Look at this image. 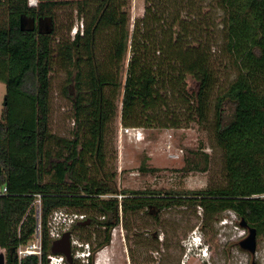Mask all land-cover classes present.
<instances>
[{"label":"trees","instance_id":"trees-1","mask_svg":"<svg viewBox=\"0 0 264 264\" xmlns=\"http://www.w3.org/2000/svg\"><path fill=\"white\" fill-rule=\"evenodd\" d=\"M27 1H0V80L7 87L0 119V185L8 189L0 196L5 264H49L53 238L48 217L63 208L85 214L71 234L81 228V239L91 245L94 235L87 264H92L91 252L109 243L120 214L128 218L143 210L156 218L171 206L191 208L195 214L199 207L202 230L213 217L231 210L255 228L256 236L264 234V0H215L222 12L219 46L235 77L214 103L224 184L199 190L118 189L115 173L105 168L104 136L116 114L118 91L125 127H148L155 120L162 124L155 113L166 104L168 93L190 102L197 119L205 120L217 77L211 51L214 31L202 30L211 24L204 21L201 6L192 0H144V13L130 32V0L76 1L84 19L81 34L77 31L53 46V11L62 0ZM23 16L49 23L21 28ZM104 33L109 46L99 55L97 44ZM128 50L131 56L124 65ZM56 64L67 73L62 94L71 102L75 124L69 138L57 137L48 127L49 74ZM188 75L197 85L192 92L186 89ZM172 120L170 125L177 126ZM192 168L206 167L194 163ZM93 170L97 176L91 175ZM105 194L113 196L103 198ZM91 225L92 230L84 229ZM38 229L40 254L18 256V247L26 246Z\"/></svg>","mask_w":264,"mask_h":264},{"label":"rangeland","instance_id":"rangeland-1","mask_svg":"<svg viewBox=\"0 0 264 264\" xmlns=\"http://www.w3.org/2000/svg\"><path fill=\"white\" fill-rule=\"evenodd\" d=\"M76 1L80 0H62L55 5V33L51 35L53 46L62 38L71 39L77 31L81 34L84 19L75 8ZM192 1L196 6H201L202 14L206 15L204 21L211 24L210 27L202 26V30L214 31L211 51L217 84L211 95L207 116L204 121L198 120L190 108V102H180L168 93L166 104L155 113L162 124L155 120L148 127L128 126L129 132H125L121 121V94L118 91L114 99L116 114L106 127L104 136L105 168L115 173L118 189L182 187L199 190L224 184L222 151L214 137V103L215 96L235 77V70L219 46L222 12L215 8V0ZM27 3L33 4L34 0ZM144 8V0H130L126 6L130 32L134 21L143 15ZM108 42L107 34H102L97 44L99 55L107 52ZM154 55H158L157 52ZM130 56L128 50L124 65ZM49 75V130L57 137H72L75 124L71 102L62 94L63 86L67 84V73L65 68L56 64ZM120 78L124 79V70ZM186 83L189 92L197 87L189 75L186 76ZM6 94V84L0 80V119ZM169 119H175L172 121H177V126H171ZM194 163L206 168H192ZM91 175L97 176V172L94 171ZM48 177L49 174L44 176L45 179ZM111 196L113 195H102L103 198ZM36 203L39 205L38 199ZM59 210L80 213L64 208ZM59 210L48 217L49 234L52 229L61 234L64 230L71 229L75 223L73 216L64 217ZM239 222L240 219L233 211L225 210L213 217L202 230L199 207L195 214L191 208L171 206L161 210L156 218L145 210L131 214L128 218H123L120 214L119 223L110 230L109 243L91 252L92 264H99L100 260L104 264H264V234L256 236V251L251 254L239 245V241L248 233V229ZM93 226L84 229L92 230ZM82 232L81 228L72 230V264H87L88 252L95 246L94 235L91 236V245L90 241L81 239ZM175 234L179 235L177 239H181L177 246ZM36 236L35 234L28 245L37 243ZM27 246L21 248L25 249ZM0 251L7 256L4 249ZM52 256L61 257L58 254ZM48 260L51 264L50 261L53 262L55 258L50 260L48 256Z\"/></svg>","mask_w":264,"mask_h":264},{"label":"water","instance_id":"water-1","mask_svg":"<svg viewBox=\"0 0 264 264\" xmlns=\"http://www.w3.org/2000/svg\"><path fill=\"white\" fill-rule=\"evenodd\" d=\"M20 27L22 28V21L20 20ZM85 220V219H84ZM87 222V220L85 221ZM239 224L248 229V233L239 241V245L242 249L254 254L256 251V230L254 227L248 226V224L241 219ZM69 230L62 232L61 236L53 238L50 243V253L52 255H61L65 258V262L71 264L73 261V253L71 250L72 239ZM5 254L0 251V264H5Z\"/></svg>","mask_w":264,"mask_h":264},{"label":"built area","instance_id":"built-area-1","mask_svg":"<svg viewBox=\"0 0 264 264\" xmlns=\"http://www.w3.org/2000/svg\"><path fill=\"white\" fill-rule=\"evenodd\" d=\"M28 2H29V0H28ZM36 2L37 1L34 0V3L33 4H29V5H35ZM124 131L125 132H129V127H124ZM7 191H8V189H7L6 185H0V196L6 194ZM260 196L264 197V193L261 194ZM38 202H39V200H38ZM58 210H55L54 213L57 212ZM59 213L61 215H63L64 217H68V216L72 217L73 216V218L76 219V220H84L85 219V214L84 213L77 214L76 212H68L66 210L65 211L64 210H59ZM64 219L65 218H63V220ZM35 234L37 235L36 237L38 239L37 243L36 244H31V245L27 244L28 246L26 245L27 248H25V249H22L21 247L20 248L18 247V249H17L18 256H19V254H22V255L31 254V253L38 254V255L40 254V234H39V229L37 230V232ZM50 236L52 238H57V237L60 236V234H58L55 230L52 229V230H50ZM51 257L52 256H50V259H51Z\"/></svg>","mask_w":264,"mask_h":264},{"label":"flooded vegetation","instance_id":"flooded-vegetation-1","mask_svg":"<svg viewBox=\"0 0 264 264\" xmlns=\"http://www.w3.org/2000/svg\"><path fill=\"white\" fill-rule=\"evenodd\" d=\"M21 19H22L21 20L22 21V28L23 27H29L30 29L40 28L41 26L49 23L48 19L44 20V19H40V18H33V17H30V16H23ZM47 30H49V29H47ZM81 221L82 220H76L75 222L76 223H80ZM68 230H70V229H68ZM61 234H60V236H61ZM71 250H72V247H71Z\"/></svg>","mask_w":264,"mask_h":264},{"label":"clouds","instance_id":"clouds-1","mask_svg":"<svg viewBox=\"0 0 264 264\" xmlns=\"http://www.w3.org/2000/svg\"><path fill=\"white\" fill-rule=\"evenodd\" d=\"M201 244H202V243H199V245H201ZM50 256H52V254H51ZM50 256H49V257H50ZM62 257H63V256H61V257H60V256H58V257H56V256H52L50 260H52L53 258H55V260H54L53 262L50 261V263H51V264H66V262L63 261Z\"/></svg>","mask_w":264,"mask_h":264},{"label":"bare ground","instance_id":"bare-ground-1","mask_svg":"<svg viewBox=\"0 0 264 264\" xmlns=\"http://www.w3.org/2000/svg\"><path fill=\"white\" fill-rule=\"evenodd\" d=\"M99 264H104L103 261L100 260V262H98Z\"/></svg>","mask_w":264,"mask_h":264}]
</instances>
